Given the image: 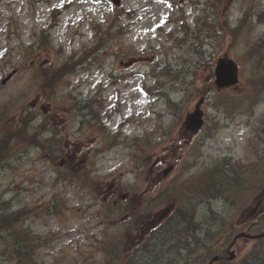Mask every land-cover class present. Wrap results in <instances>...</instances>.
<instances>
[{
    "label": "rangeland",
    "instance_id": "1",
    "mask_svg": "<svg viewBox=\"0 0 264 264\" xmlns=\"http://www.w3.org/2000/svg\"><path fill=\"white\" fill-rule=\"evenodd\" d=\"M254 3L264 6V0H123L116 7L110 0H0V114L28 107L37 115L32 129L46 120L63 138L64 151H57V158L32 144L0 163V209L26 210L16 229L47 240L37 249L40 264H125L127 254L154 240L155 221L168 218L170 191L161 185L169 180L173 188H183L195 176L180 164L199 157L196 145L186 142L200 137L187 135L185 119L201 100L206 120L201 172L223 156L247 164L264 155L257 132L264 124V90L250 86L264 70V44L255 61L247 59L253 43L264 37V21L242 29L236 39L222 29L227 19L233 30ZM53 11L59 13L57 20ZM54 20L52 44L39 46L42 29ZM185 23L198 39L187 34ZM211 30L217 35L207 37ZM225 55L239 63L241 82L219 89L215 66ZM82 59L68 67L73 72L51 97L42 96L41 65L60 67ZM168 64L184 70L178 79L153 74ZM180 83L187 89H176ZM168 95L183 102L180 116L172 113ZM89 97L102 98L100 119L82 121L88 111H78L74 103ZM37 132L39 138L51 135L41 128ZM147 162L135 176L137 166ZM168 163L175 165L169 178ZM258 163L253 169L260 175L239 197L243 217L234 224L247 222V228L254 223L256 232H264V163ZM130 190L133 204L148 206H128L124 198ZM159 236L168 246V231ZM9 239L8 231L0 233V264H16ZM261 245L264 239H240L238 259ZM202 252L208 253L205 246Z\"/></svg>",
    "mask_w": 264,
    "mask_h": 264
},
{
    "label": "trees",
    "instance_id": "2",
    "mask_svg": "<svg viewBox=\"0 0 264 264\" xmlns=\"http://www.w3.org/2000/svg\"><path fill=\"white\" fill-rule=\"evenodd\" d=\"M110 35L108 31L106 37ZM50 33L46 30L42 31L40 37L39 46H47L51 43ZM87 57V55L85 56ZM78 60L73 64H63L60 67H53L52 64H43L39 69L42 82L39 86V92L43 97H51L55 93L56 87L63 77L71 72L68 71V67L80 64ZM165 71H168V66L164 67ZM101 98L97 99L100 101ZM74 108L83 112L82 121L91 117V111L94 110V102L90 98L78 100L74 103ZM93 116H97L93 115ZM12 118V121L10 119ZM99 118V114H98ZM37 119V115L34 111L28 107H23L21 111L12 113V110L4 111L0 114V163L8 162L12 159L19 150L21 152L29 149L32 144L36 145V148L43 150L45 153L52 152L51 157L57 158V151L59 154L64 151L62 148L63 138L59 137V129L53 125L47 123L49 121L44 120L40 127L32 129L33 122ZM41 128L44 131H50L49 137L39 138ZM26 210H9L8 206H4L0 209V233L8 231L10 235L9 244L15 253L16 264H40L36 258L37 249L43 245H46L47 240H43L38 235H32V232L28 229H16V225L25 217ZM12 235L15 238L12 239ZM147 247V246H146ZM262 245L259 248H254L247 259L242 263L232 264H264V254L261 252ZM137 250V251H136ZM135 256L131 257L127 264H146L147 261L143 255L140 254L141 250L136 249ZM157 262L150 261L149 264H156ZM165 264V263H164Z\"/></svg>",
    "mask_w": 264,
    "mask_h": 264
},
{
    "label": "water",
    "instance_id": "3",
    "mask_svg": "<svg viewBox=\"0 0 264 264\" xmlns=\"http://www.w3.org/2000/svg\"><path fill=\"white\" fill-rule=\"evenodd\" d=\"M119 2V0H115ZM216 73L218 76L217 83L221 86L237 81V64L227 58L219 60ZM5 80L4 82H6ZM210 264H213L212 262Z\"/></svg>",
    "mask_w": 264,
    "mask_h": 264
},
{
    "label": "flooded vegetation",
    "instance_id": "4",
    "mask_svg": "<svg viewBox=\"0 0 264 264\" xmlns=\"http://www.w3.org/2000/svg\"><path fill=\"white\" fill-rule=\"evenodd\" d=\"M140 183H141V181L139 182V186H140ZM147 206H148V203L146 204L145 201H140L139 207H147ZM194 227L197 228L198 224H194ZM228 231H229L228 227H222V229H219V228L217 229L216 233H217L219 239L222 240L221 241L222 243H223V240L228 239V238H226V233ZM231 244H229V245L226 244L227 246L225 245V246L221 247L220 253L224 258L227 257L226 254H228L229 250L231 249V247H230Z\"/></svg>",
    "mask_w": 264,
    "mask_h": 264
}]
</instances>
